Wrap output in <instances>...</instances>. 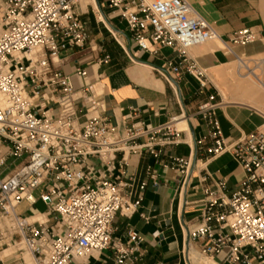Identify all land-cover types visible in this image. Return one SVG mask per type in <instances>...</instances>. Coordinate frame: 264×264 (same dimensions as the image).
I'll return each mask as SVG.
<instances>
[{
	"label": "built area",
	"instance_id": "obj_1",
	"mask_svg": "<svg viewBox=\"0 0 264 264\" xmlns=\"http://www.w3.org/2000/svg\"><path fill=\"white\" fill-rule=\"evenodd\" d=\"M94 1L96 8H85L102 15L119 45L126 39L152 55L171 49L176 60H168L167 72L160 74L171 85L189 74L205 96L192 115L182 113L158 125L140 121L131 108L128 116L137 120L120 132L108 125L101 94L85 82L86 69L66 74L58 67L60 50L83 48L88 41L82 0H0V240L7 231L16 233L34 264L84 261L104 249L112 251L114 264H140L142 235L129 230L126 243L112 240L116 214L137 212L149 183L146 176L137 182L126 172L127 155L147 154L157 161L164 147L183 142L188 128L178 127L179 121L197 117L206 133L194 139L196 154L212 158L228 152L243 176L230 193L224 180L204 188L198 221L183 226L188 249L197 245L207 258L227 249L230 264H264V130L226 141L216 116L223 100L188 53L217 39L215 28L189 0ZM113 19L124 24V31ZM257 38L243 26L228 43L245 45ZM108 61V55L100 60ZM197 160L174 155L163 166L179 171L186 182ZM146 175L157 185L150 167ZM35 191L45 212L33 207ZM22 201L30 203L29 217L16 212ZM44 214H52L55 222L41 220Z\"/></svg>",
	"mask_w": 264,
	"mask_h": 264
},
{
	"label": "crops",
	"instance_id": "obj_2",
	"mask_svg": "<svg viewBox=\"0 0 264 264\" xmlns=\"http://www.w3.org/2000/svg\"><path fill=\"white\" fill-rule=\"evenodd\" d=\"M84 2V4H83ZM194 9L216 30L218 38L191 48L188 53L205 71L233 62L236 55L252 57L264 54V18L260 14L256 0H189ZM82 1L81 20L85 22L88 41L83 48L76 46L62 49L58 58L59 69L72 74L76 68H85V82L93 85V89L101 94L104 103L103 115L108 125L117 126L123 132L137 119L128 116L131 108L136 109L138 119L144 123L158 125L172 116L192 115L197 103L204 98L198 83L189 74L174 79L172 85L160 74L167 72V61L176 60L171 49L162 47L158 55L139 50L131 42L124 39L119 45L109 32L110 27L97 19V13ZM115 28L124 31V24L118 19L111 20ZM251 27L258 38L245 45H231L228 38L240 27ZM112 30V29H111ZM107 34H109L107 36ZM218 40L219 43L216 41ZM109 56L107 63L100 62ZM167 74V73H166ZM77 84V79L74 77ZM240 104V105H239ZM222 135L227 142H233L257 129L264 130V112L244 103L223 102L216 110ZM184 132L183 142L166 146L159 159L147 154L141 157L127 155L125 170L135 176L137 182L147 177L149 183L144 190L143 200L137 210L130 216L117 213L113 225L112 240L127 242V232L135 230L143 237L140 244L142 253L140 264H190L187 259L188 244L184 236V225L198 221L204 188L215 180H224L226 192L234 191L243 171L228 153L216 157L208 154H196L194 139L206 133V128L197 117H190ZM185 129V128H184ZM196 158V166L190 170L188 182L169 165L170 156ZM157 175V185H152L146 175V168ZM206 177L205 181H201ZM38 191L34 192L36 204L40 203L46 211V205L38 200ZM130 200H134L131 197ZM16 212L29 217L30 203L20 202ZM144 215V218L140 216ZM37 217H32L35 219ZM41 220L48 224L55 222L52 214H44ZM7 227V221H2ZM157 232V236L153 233ZM183 233V234H182ZM193 248H197L194 245ZM227 249L212 257L216 264H230L225 261ZM0 264H34L29 251L21 243L16 233L7 231L0 240ZM69 264H114L110 249L92 252L84 261L72 260Z\"/></svg>",
	"mask_w": 264,
	"mask_h": 264
},
{
	"label": "rangeland",
	"instance_id": "obj_3",
	"mask_svg": "<svg viewBox=\"0 0 264 264\" xmlns=\"http://www.w3.org/2000/svg\"><path fill=\"white\" fill-rule=\"evenodd\" d=\"M256 4L258 6L260 14L264 18V0H256ZM108 33H110V32H108ZM108 35L109 34H107V36ZM242 60L249 66V68L254 70V72H256L258 74V76L262 77L263 82H264V54H260L258 56L246 57ZM241 62H242L241 60L235 59L231 63L221 65L217 68L208 70L205 72L207 79H208V81H210V83H212L214 85V87L217 89L218 93L220 94L221 98L223 97L222 100L225 103L227 101H230V100H235V101L237 100L239 102L240 101L243 102L244 101L243 96L237 95V93H235V91H234V87L238 83H246V85H248L250 90H252V94L254 95V96L252 95V99H254V102L257 103V104H253V106L256 107L257 109L263 111L262 106H264V91L260 90V88H258L254 83H252L248 78H240L238 76V72L241 74L247 73V70L245 68L240 67L242 64ZM216 69H224L226 72L228 71L227 75L224 76V78L221 80L214 79V77L210 74L212 71H214ZM239 79H241V80H239ZM212 80H214V81H212ZM220 90L225 91L227 93V96L226 97L223 96ZM178 127H180V126H178ZM36 208L42 209L43 206L40 203H37Z\"/></svg>",
	"mask_w": 264,
	"mask_h": 264
},
{
	"label": "bare ground",
	"instance_id": "obj_4",
	"mask_svg": "<svg viewBox=\"0 0 264 264\" xmlns=\"http://www.w3.org/2000/svg\"><path fill=\"white\" fill-rule=\"evenodd\" d=\"M87 1L89 2V0H87ZM91 1H92L93 4L95 3L94 0H91ZM83 4H84V2H83ZM97 16H98V18L100 20H103L104 21V18L102 17V15L98 14ZM111 31L113 33H115L113 30H111ZM216 41L219 43V45H222V44H220V42L218 40H216ZM256 56H258V55H256ZM242 59H244V58H242ZM242 59H239V60L242 61L241 62L242 64H241L240 67L245 68L247 70V73L241 74V73L238 72V76L240 78H248L252 83H254L258 88H260V90H263L264 91L263 78L260 77V76H258V74L256 72H254V70H252L251 68H249V66ZM227 72L224 69H216V70L212 71L210 75H212L214 77V79H216V80L217 79L221 80V79L224 78V76L227 75ZM239 80H241V79H239ZM212 81H214V80H212ZM220 91H221V93H222L223 96H225V97L227 96V93L225 91H223V90H220ZM234 91H235V93H237V95L243 96L244 101L243 102H241V101L239 102L237 100L236 101L235 100H230V101H227L228 103H231V102L232 103L233 102L234 103H244V104H248V105H250L252 107H253V104H257L256 102H254V99H252V95H253L252 94V90H250V88L248 87V85H246V83H238V84H236L235 87H234ZM262 108H263V111H264V106H262ZM178 126H180V128H183V129L184 128L185 129L187 128V124H186L185 120L179 121ZM185 235H186V233H185V229H184V236ZM187 259H188V262L190 264H216V262L212 258H207V257L200 256L199 253L196 251V249L193 248V247H190L188 249Z\"/></svg>",
	"mask_w": 264,
	"mask_h": 264
}]
</instances>
